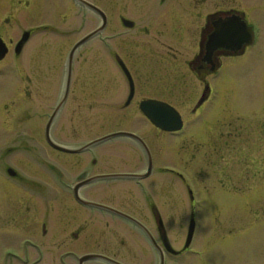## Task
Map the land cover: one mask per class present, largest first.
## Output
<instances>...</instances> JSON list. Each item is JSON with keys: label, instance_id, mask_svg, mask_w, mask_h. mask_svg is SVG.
I'll return each mask as SVG.
<instances>
[{"label": "flooded vegetation", "instance_id": "af4514ba", "mask_svg": "<svg viewBox=\"0 0 264 264\" xmlns=\"http://www.w3.org/2000/svg\"><path fill=\"white\" fill-rule=\"evenodd\" d=\"M34 1L0 0V44L6 50L0 63L7 62L8 56L16 62L14 77L19 80L17 88L19 94L24 95L32 127L36 122L33 116L45 117L47 122L57 108L49 128L50 138L53 124L60 119L61 132L65 122L70 121L71 135L76 138L82 131L79 113L82 103L78 93L77 97H71L80 86L75 53L107 25H112V19L102 9L106 17L104 28L73 52L71 66L67 68L71 47L102 23L101 15L82 0H68L77 21L82 20L84 9L100 17V24L74 41L62 66L35 64L34 52L28 49L24 67L20 58L34 30L26 27L20 31L21 35L29 31V37L17 51L21 36L13 35L15 11L19 4L30 9ZM247 2L140 0L135 16L141 21L140 34H137L141 40L138 65L133 62L131 66L128 62V58L135 60V50L123 49L127 57L122 50L114 49L113 35L106 44L110 60L117 63V75L114 77L110 72L107 76V87L111 85L108 118L116 122L114 128L80 144L57 143L66 147L59 149L48 143L45 124L47 148L60 158L54 167L35 163V168L30 169L34 178L18 172L15 167L3 165L0 152V264H188L193 256L198 263L204 261L207 248L196 241L201 216L194 202L204 198L197 197L201 191L198 185L205 190V184L198 182L199 179L194 184L196 175L186 169L184 176L176 169L177 140L187 136L188 157L201 163L200 170L208 174L213 188L224 177L236 187L240 182L245 185L255 179L256 171L251 170L257 158L250 156V149H244L242 138L246 144L256 142L264 149V72L259 75L262 81L258 109L252 106L244 109L237 102L229 103L223 82L226 58L241 57L259 38L248 21ZM63 8L67 9V3ZM119 17L123 26V18L130 20ZM130 21L132 25L125 27L134 28V22ZM238 21L252 27L254 34L250 43H242L241 37L226 43L223 37L226 23L237 29ZM145 54L153 56L154 61L148 60ZM116 84L121 87L117 96ZM163 102L180 113V129L165 130L151 121V111L156 118L162 117ZM135 113L142 118L139 121L143 120L144 131L147 123L152 139L146 140L145 132L132 131L120 124ZM119 131L136 136L116 135L98 143L125 138L135 143L133 151L114 144L86 145ZM158 134L169 138V160L175 163L163 162L167 154L162 148L166 145H154L155 141L159 144ZM260 146L252 150L263 153L258 149ZM130 154L134 160L130 159ZM231 165L237 168L234 172ZM178 179L185 183L188 193L185 211L178 210L175 193L173 196L171 193ZM184 218L186 234L184 240H180L178 226L182 227ZM233 228L227 225L224 229L228 234L223 238L242 234ZM219 229L213 231L209 247L211 241L215 242L222 234ZM242 237L243 234L239 239Z\"/></svg>", "mask_w": 264, "mask_h": 264}, {"label": "rangeland", "instance_id": "374dc122", "mask_svg": "<svg viewBox=\"0 0 264 264\" xmlns=\"http://www.w3.org/2000/svg\"><path fill=\"white\" fill-rule=\"evenodd\" d=\"M90 1L111 17L112 25H107L97 37L83 44L75 53L76 64L79 65L80 70V86L76 87L74 95L71 97H77L78 93L82 103L79 111L82 131L79 137L73 138L72 132H70L71 122L66 121L64 131L61 132L62 120H56L53 124L51 138L56 143L80 144L107 133L116 125L115 121L109 120L110 111L107 107L108 99L111 97V85L107 87V76L110 72L114 74V77L117 75L115 73L117 63H112L106 51V44L111 35H113L115 50H135L136 61L128 58L131 66L133 62L138 65L141 60L137 54V51L141 50L139 47L140 36H137L140 34L141 21L135 18L140 0ZM65 3H67V9L64 10ZM68 5V0H35L30 9L24 8V5H18L15 11L17 20L13 35L22 36L20 31L26 27H31L34 30L29 44L26 46L28 48L25 49L20 58V63L22 62L24 67L27 62V55L25 57V54H27L28 49H32L34 52L35 64L62 66L74 41L100 24V17L92 15L84 9L82 10V20L77 21L74 18L73 9L71 10ZM245 9L248 21L254 26L255 33L259 38H257L256 45L249 48L241 57L226 58L223 82L229 103L237 102L244 109L250 106L258 109L261 106L260 84L262 81L259 75L260 72H264V0H248ZM67 14L69 17H66ZM119 15L129 17L134 22V28L123 26ZM124 54L128 57L126 52ZM145 57L151 62L154 61V57L150 54H145ZM15 63L9 56L7 62L0 63V152L3 165L15 167L18 172L26 173L34 178L36 176L34 173L31 174L30 169L35 168V163H48L54 167L59 162L60 157L47 148L48 143L44 138L45 117L33 116L36 122L34 127L30 125L31 119L27 114L26 101L22 98L24 95L19 94L17 88L19 80L14 77L16 76ZM120 88L118 86L114 90L115 96L121 93ZM50 102L52 103V100ZM90 103L94 104L91 105ZM139 119L142 118L135 113L134 116L120 124L132 131L145 132L143 135L146 140L152 139L149 136L147 123H145L144 131L142 128L143 120L139 121ZM186 138L187 136L183 135L177 140L176 169L184 176H186L187 169L191 174L196 175L193 179L194 184L198 179L201 180L198 182L205 184V190L201 185H198L201 191L197 198L202 199L203 196L204 198L195 201L194 207L195 210H200L199 216H201V218L197 217L199 219L196 241L198 245L207 248L203 262L198 263L196 256H193L192 261H189L188 264H264V158H262L264 157V149L256 142H254L255 145L246 144L242 138V145H245L244 149H250V156L257 158L254 161L255 168L253 167L251 170L256 171L255 179L250 181V184L244 185L243 182H240L236 187L224 177L223 181L213 188L207 179L208 174L206 175L205 170H200L201 163L188 157V151L185 148ZM157 139L159 144L155 141L154 145H166L162 148V152L165 151L167 154V158L163 162L175 163L174 160H169V147H167L170 144L169 138L158 134ZM111 140L98 143L95 146L107 147L114 144L133 151L135 143L131 140L125 138ZM254 146H260L258 149H262L263 153L259 150L258 153L254 152L252 150ZM132 157L130 154V159ZM257 160L259 161L257 162ZM242 161L244 160L242 159ZM234 167L231 165L232 172L237 169L236 167L233 169ZM184 184L178 179L176 186L172 187L171 190L172 196L175 193L179 211H185L188 205V193ZM164 188L168 187L164 186ZM186 218L182 219V227L178 226L180 240L185 238ZM227 225L235 227L233 230L242 233L244 237L239 239L242 234H237V237L232 235L223 238L225 234H228L227 230L224 229L227 228ZM218 227L222 234L219 235L218 239H214L215 242L211 241V247H209L210 237Z\"/></svg>", "mask_w": 264, "mask_h": 264}, {"label": "water", "instance_id": "95a60500", "mask_svg": "<svg viewBox=\"0 0 264 264\" xmlns=\"http://www.w3.org/2000/svg\"><path fill=\"white\" fill-rule=\"evenodd\" d=\"M83 3L87 4L89 7L93 8L94 10H96L102 17V24L100 26H98L96 29H94L93 31H91L90 33H88L85 37H83L82 39H80L79 41H77L71 48L70 50V53L68 55V66L70 67V64H71V59H72V55H73V52L75 51L76 48H78L82 43H84L87 39L91 38L92 36L96 35L98 32H100L104 26H105V21H106V17H105V14L104 12L98 8L97 6L85 1V0H82ZM123 21V24L126 25V26H131L132 25V22L128 19H125L123 18L122 19ZM238 24V28L237 29H234V28H230V23H226V29H225V33H224V38H225V41L226 43H230L232 41L235 40L236 37H241L242 38V43L244 41L246 42H251L252 40V36H253V29L251 28V26L247 25L244 21H238L236 22ZM237 34V35H235ZM241 34V35H240ZM244 36H246V38L244 39ZM29 37V31H25L23 34H22V37L21 39L18 41V44H17V51H20L23 43L28 39ZM215 41L217 42L218 39H215ZM1 43V41H0ZM2 45H3V42H2ZM239 48V45L236 49ZM6 50H5V47H2L1 44H0V58L5 54ZM121 65L124 66V64L122 63ZM148 104L146 103V106ZM167 104L165 103H162V117L159 119V118H156L155 116L152 115V111H151V115H149L150 119L152 122H154L156 125L160 126L161 128L165 129V130H176V129H179L181 128V118L178 114V112L173 109L172 107L168 106ZM151 107V106H150ZM57 112V108L55 109V111L53 112V114L51 115V117L49 118L47 124H46V128H45V131H46V139L47 141L49 142L50 145L56 147V148H59V149H66V147L64 146H61L55 142L52 141V139L50 138L49 136V127H50V124L51 122L53 121V118L55 116ZM147 112H150L147 110ZM116 135H131V136H136L134 133L132 132H127V131H119V132H114V133H111V134H107V135H104L102 137H99L97 139H94L93 141L89 142L88 144L86 145H90V144H94V143H97V142H100V141H103L107 138H110L112 136H116Z\"/></svg>", "mask_w": 264, "mask_h": 264}, {"label": "bare ground", "instance_id": "6f19581e", "mask_svg": "<svg viewBox=\"0 0 264 264\" xmlns=\"http://www.w3.org/2000/svg\"><path fill=\"white\" fill-rule=\"evenodd\" d=\"M235 35H237V34H235Z\"/></svg>", "mask_w": 264, "mask_h": 264}]
</instances>
